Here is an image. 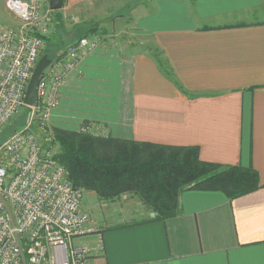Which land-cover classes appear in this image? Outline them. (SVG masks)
I'll return each mask as SVG.
<instances>
[{
	"label": "crops",
	"instance_id": "obj_1",
	"mask_svg": "<svg viewBox=\"0 0 264 264\" xmlns=\"http://www.w3.org/2000/svg\"><path fill=\"white\" fill-rule=\"evenodd\" d=\"M92 1L65 0L64 23ZM131 9L124 35L112 30L69 77L52 125L198 146L203 161L252 165L263 187L235 199L186 189L178 215L146 222L150 209L129 220L123 205L85 191L97 232L82 235L80 246L103 245L87 264H264V0H147ZM78 22L80 34L89 29ZM150 40L189 95L160 72Z\"/></svg>",
	"mask_w": 264,
	"mask_h": 264
},
{
	"label": "built area",
	"instance_id": "obj_2",
	"mask_svg": "<svg viewBox=\"0 0 264 264\" xmlns=\"http://www.w3.org/2000/svg\"><path fill=\"white\" fill-rule=\"evenodd\" d=\"M18 19L0 21V132L24 109V128L0 145V264H87L103 250L77 246L75 236L97 232L85 208V190L76 187L56 158L51 123L61 92L83 58L102 44L82 36L51 58L39 78L33 105L26 91L47 38L53 35L49 0H4Z\"/></svg>",
	"mask_w": 264,
	"mask_h": 264
},
{
	"label": "trees",
	"instance_id": "obj_3",
	"mask_svg": "<svg viewBox=\"0 0 264 264\" xmlns=\"http://www.w3.org/2000/svg\"><path fill=\"white\" fill-rule=\"evenodd\" d=\"M53 13L61 32L66 29L61 9ZM106 30L100 25L89 27L81 34L75 32V40L71 39L74 34L62 38L61 32L55 38L56 45L66 47L67 39L70 41L67 44H70L82 36ZM53 38H47L46 42ZM151 52L160 72L189 95L176 79L163 51L155 47ZM22 115L20 118L25 121L28 116L26 109ZM53 131L54 143L58 146L56 158L68 170L73 184L85 191H94L103 201H113L125 193L136 195L154 213L143 222L178 215L181 211L180 195L186 189L221 191L229 199H235L263 187L258 171L252 165H221L203 161L198 146L162 145L105 137L85 128L71 130L55 127Z\"/></svg>",
	"mask_w": 264,
	"mask_h": 264
},
{
	"label": "rangeland",
	"instance_id": "obj_4",
	"mask_svg": "<svg viewBox=\"0 0 264 264\" xmlns=\"http://www.w3.org/2000/svg\"><path fill=\"white\" fill-rule=\"evenodd\" d=\"M145 1L147 0H95V1H92L89 6H84L85 11L82 10L84 12L83 16L68 15L66 17V21H65L66 27L69 29L73 25L74 28H71L70 30H66L63 28V30L61 31L62 38L69 37V36L71 37V35L74 34L75 32L77 33L80 32L79 31L80 28L79 27L77 28L75 25L77 24L76 22L78 21H79L78 23H82L81 21L83 19L89 21L87 23L89 27H94V26L99 27L100 25V26H104L107 28V30L104 33L101 32L102 31L101 29V31L94 33V34L87 35V36L95 35V36L100 37V39L104 40V37L109 38L110 34L112 36V32H113L112 30H114L117 35L123 36L124 30H125L124 24L125 23L127 24L130 22L131 11L133 10L131 9V7L144 3ZM3 5L4 4L0 0V21L7 26L16 28L19 24L18 19H16L12 15V13L9 12L8 9H6L5 5L4 6ZM119 15H123L124 18L122 19L121 16L119 17ZM52 17L54 21L53 22L54 27H53V35L51 37L54 36V38L50 42L49 41L46 42V49H45L47 55L49 54L48 57L50 58H54L57 54L62 52L69 45L67 44L69 42L68 39L65 42L66 47H64L63 45L62 46L56 45V40H57V39L55 40V38H57L56 36L57 35L56 33L57 25L55 23L56 17L54 16V14ZM256 18H259V16H255L252 19H256ZM67 31H71V32L68 33ZM151 42L152 41L150 40L149 41L150 46H148L150 51L156 47L155 44ZM57 51L59 53L56 54ZM21 116H23L22 113L20 114L19 117H17L11 123V125L6 126L0 132V145L4 143L13 134L15 130H19L25 127L27 119L23 121L20 118ZM55 127H58V126H53V129ZM91 195H92L91 193H87V198L90 197ZM115 201L118 202L120 206L123 205L125 207V212L128 214L129 220H136V219L142 220L143 218L149 216L147 215L148 213H146L147 209L149 208H147L146 205L143 204L141 200L134 194H130V193L122 194L121 196L113 200L112 202H115ZM112 202L108 201L107 203H112ZM95 203L94 205L98 206L101 202L97 198ZM133 206L137 207V209L135 208V211H133ZM131 212L133 213L131 214ZM82 237H83L82 235L75 236L73 238L74 244L77 246H80L81 245L80 243H82V240H83Z\"/></svg>",
	"mask_w": 264,
	"mask_h": 264
},
{
	"label": "water",
	"instance_id": "obj_5",
	"mask_svg": "<svg viewBox=\"0 0 264 264\" xmlns=\"http://www.w3.org/2000/svg\"><path fill=\"white\" fill-rule=\"evenodd\" d=\"M64 5V0H49L50 8L54 10L62 9ZM51 58L48 57L47 54H44L40 57L36 67L34 68L33 74L29 81L25 101L29 105H33L36 103L37 95H36V88L39 81V78L43 74L45 68L50 64Z\"/></svg>",
	"mask_w": 264,
	"mask_h": 264
}]
</instances>
